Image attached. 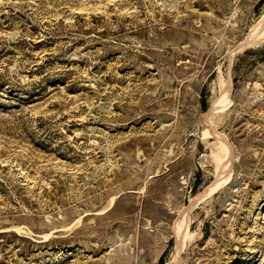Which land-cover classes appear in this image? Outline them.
<instances>
[{"label":"rangeland","instance_id":"rangeland-1","mask_svg":"<svg viewBox=\"0 0 264 264\" xmlns=\"http://www.w3.org/2000/svg\"><path fill=\"white\" fill-rule=\"evenodd\" d=\"M0 264H264V0H0Z\"/></svg>","mask_w":264,"mask_h":264},{"label":"bare ground","instance_id":"bare-ground-1","mask_svg":"<svg viewBox=\"0 0 264 264\" xmlns=\"http://www.w3.org/2000/svg\"><path fill=\"white\" fill-rule=\"evenodd\" d=\"M259 34H261L260 32L257 34V35H259ZM256 35V36H257ZM221 101V100H220ZM222 102V101H221ZM220 104V103H219ZM217 107H218V105H213L211 108H210V111L212 112V111H214V110H216L217 109ZM210 112V113H211ZM215 112V111H214ZM212 114V113H211ZM208 116V115H207ZM206 119H207V117H205ZM205 119V120H206ZM206 123H208V120H207V122ZM205 125V124H204ZM208 125V124H207ZM209 130V129H208ZM218 137V136H217ZM214 184V183H213ZM213 185H211V187H212ZM206 189L208 190V189H211L210 188V186L209 187H206ZM201 196V195H200ZM197 199V197H195V198H192L190 201H189V204H188V207L186 208V213H187V210H189L191 207H192V205L194 204V202L195 201H197L196 200ZM185 208V207H184ZM185 211V210H184ZM186 213L184 214V216L183 217H181L179 220H178V222H177V226H180L182 223H184V218L186 217ZM180 214H182V213H180ZM179 233L177 232V234H176V240L178 239V241H180V235H178ZM180 243V242H179ZM179 245V244H178Z\"/></svg>","mask_w":264,"mask_h":264}]
</instances>
